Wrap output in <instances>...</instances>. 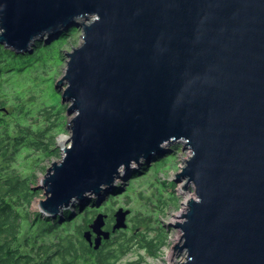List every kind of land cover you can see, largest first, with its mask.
Segmentation results:
<instances>
[{"label":"water","instance_id":"1","mask_svg":"<svg viewBox=\"0 0 264 264\" xmlns=\"http://www.w3.org/2000/svg\"><path fill=\"white\" fill-rule=\"evenodd\" d=\"M71 27L82 42L57 81L70 138L36 209L56 217L180 143L196 196L174 224L178 264H264V0H0V43L17 52ZM129 213L112 231L99 214L87 241L99 250Z\"/></svg>","mask_w":264,"mask_h":264},{"label":"trees","instance_id":"2","mask_svg":"<svg viewBox=\"0 0 264 264\" xmlns=\"http://www.w3.org/2000/svg\"><path fill=\"white\" fill-rule=\"evenodd\" d=\"M67 32L51 45L40 41L33 52L19 53L0 44V264H119L129 251L130 240L120 239L117 232L103 240L99 250L87 241L85 234L101 212L96 202L90 207L78 204L77 213L67 210L64 217L32 211L40 192L35 188L34 176L25 175L24 169L20 171L16 166L20 158L32 154H60L53 129L57 116L64 119L65 108L40 105L24 89L28 84L34 88L37 79L41 80L35 76L37 69L42 71L40 66L62 60L67 38L78 30ZM64 129H59L60 133ZM138 221L146 222L145 218ZM106 222L107 231H112L114 217ZM163 243L159 236L145 239L142 247L155 256Z\"/></svg>","mask_w":264,"mask_h":264},{"label":"rangeland","instance_id":"3","mask_svg":"<svg viewBox=\"0 0 264 264\" xmlns=\"http://www.w3.org/2000/svg\"><path fill=\"white\" fill-rule=\"evenodd\" d=\"M77 29L78 32L69 36L63 46L62 60H55V63L49 62L47 66H40L35 72V76L40 77L34 88L27 85L24 89L25 93L30 97L38 99V103L42 105L46 103L48 107L65 108L64 119L61 120L57 116L55 119L57 134L56 146L60 150L59 156H46L43 154H32L33 157L21 159L17 163V168L23 171L25 175L34 176L38 184L41 178L46 173L52 162H56L62 158L61 145L59 139L62 136H69L68 122L71 118L69 115V104H64L63 92L66 86L58 87L57 81L63 76L68 57L67 53L73 48L78 47L81 42L83 31L81 28L71 27L64 30L59 35L51 37L45 35L43 38L35 41L26 52H33L35 46L42 41L44 45L53 44L66 31ZM67 32V33H68ZM41 43V44H42ZM4 46V45H3ZM5 48V46H4ZM8 50L10 48H7ZM12 50V49H11ZM57 56V55H56ZM37 68V67H36ZM34 68V69H36ZM29 89L30 91H28ZM56 90V91H55ZM47 95L43 98L42 96ZM58 93L55 95V93ZM54 108V109H55ZM35 109V107H34ZM52 109V110H54ZM35 110H38L36 108ZM66 125V126H65ZM61 126V127H59ZM66 130H65V129ZM59 129H64V133H60ZM60 133V134H59ZM177 148H174L176 147ZM162 150L153 155L150 159H141L138 163L131 164L130 171L125 169L120 170L119 175L115 177V181L111 188L102 191L98 195L88 194V199L84 202H73L68 208H64L57 216L64 217V212L72 210L77 213L78 204L85 203L86 207H90L93 202H96L97 210H101L100 214L107 215L106 221L119 209L130 211L127 216V228L116 231L121 235L119 238L125 241L130 240L129 251L124 255L119 264H178L183 260V253H176L175 246L180 244L181 232L174 226L179 222V215L185 210L187 201L195 198V188L193 185H188V179H178V175L182 173V168L185 166V160L191 155L190 149H184V145L180 143H164ZM30 168L29 166H31ZM159 164V167H157ZM161 164V165H160ZM157 165V166H156ZM167 182L173 183L168 185ZM38 199H44V193L39 190ZM32 211H37L36 201L32 206ZM45 215V214H44ZM47 216V215H45ZM55 217V216H53ZM145 218V223L139 224L138 219ZM112 221V220H111ZM107 223V222H106ZM114 222H111L113 226ZM107 226V225H106ZM105 226V230L106 229ZM161 237L164 243L160 246L155 256H150L147 249L143 248L144 241L152 240L156 237Z\"/></svg>","mask_w":264,"mask_h":264},{"label":"bare ground","instance_id":"4","mask_svg":"<svg viewBox=\"0 0 264 264\" xmlns=\"http://www.w3.org/2000/svg\"><path fill=\"white\" fill-rule=\"evenodd\" d=\"M57 35V34H56ZM55 35V36H56ZM59 35V34H58ZM55 36H53V37H55ZM37 41V40H36ZM32 45V44H31ZM28 50V49H27ZM26 50V51H27ZM69 136H62V137H60V139L58 140L59 141V144L61 145V147H64V146H66V143L68 142V140H69ZM130 171V170H129ZM189 201V200H188ZM187 201V202H188ZM84 202V201H83Z\"/></svg>","mask_w":264,"mask_h":264}]
</instances>
